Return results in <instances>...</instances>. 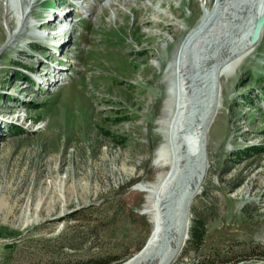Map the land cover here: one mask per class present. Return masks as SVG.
I'll return each mask as SVG.
<instances>
[{
  "label": "rangeland",
  "instance_id": "obj_1",
  "mask_svg": "<svg viewBox=\"0 0 264 264\" xmlns=\"http://www.w3.org/2000/svg\"><path fill=\"white\" fill-rule=\"evenodd\" d=\"M59 1L36 0L28 21ZM70 1L63 0L74 3L65 16L71 29L53 48L29 36V26L8 44L17 19L2 25L0 10V264L88 256L119 264L140 250L150 222L140 213L143 192L133 186L163 168L154 164L163 140L158 121L169 86L183 74L191 120L200 118L211 81L220 85L221 106L207 133L202 190L189 205L190 224H203L202 243L195 251L185 242L172 264L264 263V150L256 152L264 146V22L220 84L213 70L239 43L257 0H238L241 28L219 27L186 72L181 39L217 0H87L86 9ZM51 63L68 76L65 86L35 83Z\"/></svg>",
  "mask_w": 264,
  "mask_h": 264
},
{
  "label": "bare ground",
  "instance_id": "obj_2",
  "mask_svg": "<svg viewBox=\"0 0 264 264\" xmlns=\"http://www.w3.org/2000/svg\"><path fill=\"white\" fill-rule=\"evenodd\" d=\"M9 1L10 0H0V10L2 14H4L2 25L10 26L14 22V20L17 19L16 24H14L15 26H13V29H11L10 31L8 30V44L12 43V41L17 39L23 32H25L24 28H27L28 26L31 28L28 35L33 37L34 39L36 38V42H44L47 46L54 45L57 42H50L52 41V37L50 35L51 33L55 34V37L59 36L58 38H60L61 35L64 37V39L66 38L68 30L65 26L60 27L59 29H56L52 32L46 31L44 32L45 34L35 33V29H39L41 25L46 26L42 22L44 20V17H37L36 19H39L38 22H36L35 20H32L30 22L27 19L28 14H31L32 12V8L35 5L36 0H33L34 2L29 7V13L27 12V14L26 8L30 5L31 0H11L12 3H9ZM83 1L84 0L77 1L76 3L79 6V4H83ZM94 1L99 5L101 3V0ZM107 2V4L110 5V0H108ZM61 3L65 4L63 3V0L61 1ZM10 4H13V6H11ZM67 4L70 5L69 3ZM73 4L70 5V7H68L69 9L65 11L61 8H58L59 10L63 11L62 13H60V15L68 16L69 12L71 13L72 9L74 8ZM96 4L94 6H97ZM216 6L217 9L210 10L209 12H206L205 10L196 25L181 39L178 51L179 61L185 64L181 68L183 72H186V69L187 71H189V69H194L195 63L193 62L198 61V57H200L201 53H203L201 51L206 47L209 39L211 41V38H214L219 33V31H216L219 30V27L222 28L221 32L239 27L241 28L243 15L237 14L238 0H217ZM23 8L24 10H22ZM258 8H260V11L261 9H263L262 12L264 11V0H257V2H255L252 13L253 18L249 19V24H246V27H244V32L243 34L241 33L242 37L240 36L241 39L239 40V43L235 47L228 49L226 51V55L224 57H220L218 62L216 63V69L214 68L213 70L215 72L214 77H216V79H218L219 81L218 84H220V79L222 77H227L230 74L229 72L234 70L238 66L239 61L243 60L244 57L249 54L246 53L250 46V44L248 43V36L252 31V26L255 25V21L253 20L254 18L257 19V16L259 14ZM12 12H15V15H11ZM48 13L50 12H43V14L45 15ZM63 13L65 15H63ZM234 14H236V16H234ZM90 15H93V12L90 13ZM259 15L263 16V23L264 12ZM239 18L241 19L239 20ZM238 20L240 24L238 23ZM64 21L66 23V18H64ZM37 23L40 24L37 25ZM48 25L52 27L54 26V23L51 21ZM260 29L257 33L258 39L261 36ZM211 31H213V33H208ZM62 42V40H58V44H62ZM64 42H66V40ZM30 43L31 41H29L27 44ZM170 68H172V66L168 67V69ZM46 70H50L51 72H49V74L47 75H51L52 72L58 71V68L56 66L55 68L51 67V69L47 68ZM46 70L42 74L44 77H47V75L45 74ZM58 74H61L62 77L57 80H54L53 78L51 82H56L55 84H53V86L66 84L68 82V76L61 70ZM178 74L179 73H176L177 78ZM182 76V78H180L181 76L179 77V83H176V81L174 80L175 83L173 82V85L170 84L172 86H169V88H171L169 89V93L167 95L168 98L165 100V103L161 110V117L158 121V130L161 133L163 140L154 151V164L163 168L155 174L152 180L139 182L133 186V188L144 193V202L140 212H142L141 214L146 215L149 219V235L146 239L145 244L140 248L139 251L134 253L126 260L120 262L119 264H172L177 261L178 256H180V253L182 252L185 245L190 224L189 205L193 197L201 192L202 183L207 173V133L210 125L219 113V109L221 106V88L220 85L219 87L217 85L214 91V87L212 85L213 81L210 82V91H208V100H206L207 114L204 118H202L203 120H201V124H196L198 123L200 118L194 119V121L191 123L185 122L182 121V119H179L180 114L176 118V115L174 116L175 113L178 114V112H181L183 110L182 108L180 109L178 107L179 105L177 103L179 94L181 93L180 87H183L182 92H186L185 97L181 98L182 100L184 99L185 101V98L188 99L191 95V92L187 88L188 86H186L185 81L182 80L183 78H185L184 74ZM51 82H49V79H47L45 82V88H47V86L51 84ZM42 83H44L43 79L39 84L41 85ZM170 94L172 97L174 96V98L170 97ZM186 135H194L191 144H187ZM173 139H177L179 143L176 144L175 142H173ZM180 162H182V164L184 165L183 168L179 166ZM193 169H195V171L198 173V176H196L195 179L196 181L192 190L191 198L187 200V202L185 203V207H181V201L184 196L182 189L185 188L187 183H180V181H175L178 179L179 172L184 173V171L188 172ZM256 264L264 263L260 262Z\"/></svg>",
  "mask_w": 264,
  "mask_h": 264
},
{
  "label": "water",
  "instance_id": "obj_3",
  "mask_svg": "<svg viewBox=\"0 0 264 264\" xmlns=\"http://www.w3.org/2000/svg\"><path fill=\"white\" fill-rule=\"evenodd\" d=\"M262 20H263V16H260L257 19L254 18V20H253V21H255V25L252 26V31H251V33L248 36V43L251 44V45L253 43H255L257 41V39H258V34L257 33H258V31L260 29V26L262 24ZM214 91H215V89H214ZM204 100H206V99H204ZM187 101H188L187 98H185V101H183L181 98H178V102H177L178 105H179L178 107L180 109L182 108L183 110L181 112L177 111L178 114L175 113L174 116L176 115L175 116V118H176L180 114L179 119H182V121L191 123V122H193V120H191L192 119L191 115H192L193 108H192V106L189 105V103H191V101L190 100L188 102ZM205 104L206 103L204 101L203 106H202V108L200 110V113H199L200 119H199L198 123H196V124H199V123L201 124V120H203L202 118H204L206 116V114H207V109L205 108ZM172 119H173V117H172ZM186 138H187V144H189V143L191 144V142L193 141L194 135H186ZM173 142H175L176 144L179 143V141L177 139H175V140L173 139ZM197 163H198V161H197ZM179 166L181 168H183L184 165L182 164V162H180ZM196 176H198V173L195 171V169H193L191 171H188V172L184 171V173H180L179 172V174H178V179L175 182H179L180 181V183H182V182H186L187 183L185 188L182 189L184 196H183L182 201H181V207H185V203L187 202L188 199L191 198L192 190H193V187H194L195 181H196L195 180ZM140 213H142V212H140Z\"/></svg>",
  "mask_w": 264,
  "mask_h": 264
},
{
  "label": "trees",
  "instance_id": "obj_4",
  "mask_svg": "<svg viewBox=\"0 0 264 264\" xmlns=\"http://www.w3.org/2000/svg\"><path fill=\"white\" fill-rule=\"evenodd\" d=\"M18 71H20V70H18ZM17 73L19 75H21V73L16 72V74ZM120 119L121 118H119L118 120H120ZM16 128L20 129L19 127H16ZM152 146H153V144L150 146V148ZM256 147L259 148V149L256 150V152L259 151V150H261V151L264 150V146H256ZM252 148L253 147H251V149ZM253 150L255 151V149H253ZM145 166L147 167V171H148V175H149L147 177V179H149L150 176H151V174H152V171L150 170V168L147 166L146 163H145ZM154 174H156V173H154ZM153 176H155V175H153ZM128 182H129L128 184L132 183L133 182V179L129 180ZM143 196H144V193L142 195V198H144ZM140 201H141V199L139 200V202ZM143 202L144 201L142 199V203H141V205L139 207L140 210H141V207L143 205ZM203 233H204V230H203V224H202L201 220L196 219L195 221H192L191 224H190V226H189V228H188V236H187V239H186V243H187L189 249L195 250V251H198L199 250V245L202 243V239H203ZM204 261H207V260H204ZM66 262H65V264H115V263L118 264V261L115 258H108V257L107 258H105V257H102V258H92L90 256L84 257L83 259L81 258L79 260L77 259L75 261H70V262L69 261H66ZM219 264H222V263H219Z\"/></svg>",
  "mask_w": 264,
  "mask_h": 264
}]
</instances>
